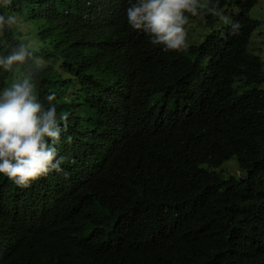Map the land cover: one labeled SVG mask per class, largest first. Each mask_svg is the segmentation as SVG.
Masks as SVG:
<instances>
[{
	"label": "trees",
	"instance_id": "obj_1",
	"mask_svg": "<svg viewBox=\"0 0 264 264\" xmlns=\"http://www.w3.org/2000/svg\"><path fill=\"white\" fill-rule=\"evenodd\" d=\"M206 1L210 7L203 14L210 24L227 7L237 9L218 35L209 32L199 45L190 40L183 52L150 41L144 45L143 62L165 80L140 93L143 98L153 100L158 87L174 85L186 72L198 77L192 82L204 92L189 90L187 78L176 86L187 117L162 136L128 119L142 139L127 148L124 161L132 163L133 153L141 151L139 166L159 175L158 187L133 182L128 195L138 204L149 199L169 207L156 221L131 218L115 176L92 173L100 145L78 128L84 118L87 130L105 136L103 127L118 112L120 101H111L103 89L97 99L105 95L104 104L90 106L91 83L106 35L127 26L124 7L111 13L104 0H12L8 8L0 6L6 20L8 15L17 20L0 30V60L21 45L30 52L11 70L0 64V90L29 76L44 110L54 104L59 117L71 114L77 103L72 117L80 121L68 122L57 145L65 157L62 172H50L27 188L0 175V226L8 224L10 236L0 238V264H264V57L249 50L250 36L262 24L251 15L260 0ZM73 21L83 35L78 46L63 27ZM86 62L92 69L82 73ZM105 138L110 156L118 157L124 150L120 142ZM232 158L239 172L225 169Z\"/></svg>",
	"mask_w": 264,
	"mask_h": 264
},
{
	"label": "clouds",
	"instance_id": "obj_2",
	"mask_svg": "<svg viewBox=\"0 0 264 264\" xmlns=\"http://www.w3.org/2000/svg\"><path fill=\"white\" fill-rule=\"evenodd\" d=\"M104 1L102 6L111 13H115L118 5L120 8L124 7L127 26L115 28L106 35L103 51L93 68L94 80L91 85L94 92L90 106L97 109L100 104H104L105 95L102 96L104 100L97 99L98 89L106 90L111 101H120L121 104L117 107L118 112L112 114L111 121L103 127L102 133H105V136L98 137V132L87 130L84 118L78 128L84 134L98 140L100 145L92 173L115 176L119 200L130 208L131 218L141 216L155 220L169 214V207L149 199L138 204L128 195V187L133 182L147 188H156L159 185V175L153 168L146 164L139 166L141 151L133 153L132 163L124 161L127 148L142 139L135 135L137 128L128 125V119L136 118L138 127L144 128L147 132H158L162 136L171 126L187 117L178 100L176 86L187 78L189 90L201 94L204 92H199L200 87L192 82L198 77L186 72L178 76L174 85L171 83L169 86L158 87L153 100L147 101L143 98L140 93L155 90L156 82L165 80L164 78L160 80V75L152 65L143 62L144 45L150 41L159 49L164 45L165 51H187L190 40L199 45L206 42V35L209 32L218 35V29L222 28L215 27L218 19L228 17L230 20L237 11H234L235 7H227L228 12L224 11L214 23L206 22V25H201L200 36L196 25H193V22L190 25V21H193L195 15L204 16L203 11L210 7L206 0H136L135 3H132V0ZM11 4L12 0H0V6L5 8ZM198 9L201 11L197 14ZM81 15L86 17L85 12ZM5 23L9 26L16 24V17L8 15L6 20L5 15L0 14V30L4 28ZM63 27L69 30L70 37L75 39L77 46L82 44L83 35L78 22H64ZM207 27H211V30L206 31ZM252 36L249 40L250 51ZM218 42L219 39L215 41ZM29 55L30 52L21 45L19 50L9 55L6 60H0V64H3L6 70H11L14 65H23ZM85 55L87 56V53ZM100 63L98 70L96 67ZM108 67L110 69H107ZM90 69L92 68L86 62L82 67V73ZM209 72L210 75L212 71ZM48 99L49 103L53 104L56 97L53 94ZM77 110V103H74L73 109L70 110L71 114L64 112L59 117L54 104L48 110H44L37 98L36 85L29 76L13 80L0 90V175L7 177L18 187L27 188L32 182L47 176L50 172H62L61 165L65 157L58 155L57 145L61 143L62 134L68 129V122L80 124V121L72 117ZM107 135L116 138L124 149L116 158L110 156L107 149L108 141L105 138ZM71 139V136L67 137L69 143ZM109 168L111 170L107 172ZM7 225L0 226V238L3 241L10 240Z\"/></svg>",
	"mask_w": 264,
	"mask_h": 264
},
{
	"label": "rangeland",
	"instance_id": "obj_3",
	"mask_svg": "<svg viewBox=\"0 0 264 264\" xmlns=\"http://www.w3.org/2000/svg\"><path fill=\"white\" fill-rule=\"evenodd\" d=\"M228 10L229 9L225 10L226 13L228 12ZM236 10L237 9L234 8V11ZM251 15L256 19H261L262 24L252 36L250 49L253 52L258 53L259 55L264 57V35H262V32H264V0H260L258 5L252 9ZM228 22H229L228 17L227 18L224 17L222 19L219 18L218 22L215 24V27H223V25H226ZM193 25H196L197 32L201 36V25H206L205 17L202 14L193 16ZM209 30H211V27L206 28V31ZM224 166L227 171L239 172V168H238L239 166L236 158H232L231 160L227 161L224 164Z\"/></svg>",
	"mask_w": 264,
	"mask_h": 264
},
{
	"label": "bare ground",
	"instance_id": "obj_4",
	"mask_svg": "<svg viewBox=\"0 0 264 264\" xmlns=\"http://www.w3.org/2000/svg\"><path fill=\"white\" fill-rule=\"evenodd\" d=\"M74 119H76V118H74Z\"/></svg>",
	"mask_w": 264,
	"mask_h": 264
}]
</instances>
